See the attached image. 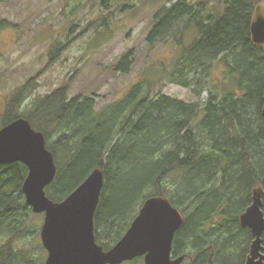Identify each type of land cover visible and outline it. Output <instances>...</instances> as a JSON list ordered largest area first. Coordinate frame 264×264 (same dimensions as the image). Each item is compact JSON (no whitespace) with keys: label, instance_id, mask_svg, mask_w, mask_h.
<instances>
[{"label":"trees","instance_id":"obj_1","mask_svg":"<svg viewBox=\"0 0 264 264\" xmlns=\"http://www.w3.org/2000/svg\"><path fill=\"white\" fill-rule=\"evenodd\" d=\"M218 1L220 13L188 0L164 6L148 38L163 39L172 31L183 36L195 27L198 36L190 45L180 41L183 51L171 81L202 91L205 79L199 75L210 76L221 60L236 75L234 91L221 96L210 89L201 105L163 93L153 97L139 84L100 114L91 96L68 100L67 86L18 115L13 109L21 95L12 99L4 125L26 117L45 133L55 156L58 172L46 188L50 198L63 200L93 169L104 170L95 228L105 249L125 234L147 198L165 196L185 216L173 247L175 257H186L182 264H245L254 236L240 215L252 203L253 190L264 186V46L251 39V21L264 0ZM61 48L56 41L51 57ZM131 55L122 57L118 69L129 70ZM54 132L58 138L51 142ZM27 174L21 162L0 165V234L11 239L32 232L24 215ZM12 244L0 249L1 261L14 253Z\"/></svg>","mask_w":264,"mask_h":264},{"label":"rangeland","instance_id":"obj_2","mask_svg":"<svg viewBox=\"0 0 264 264\" xmlns=\"http://www.w3.org/2000/svg\"><path fill=\"white\" fill-rule=\"evenodd\" d=\"M177 1L0 0V128L5 126L3 122L14 96L21 95L22 101L13 109V114L18 115L62 86L68 87V100L78 95L93 97L95 114L122 102L139 84H143L144 92L150 90L153 97L163 93L201 105L210 89L221 96L234 91L236 75L221 60L216 61L210 76L199 75L205 79L202 91H194L195 85L185 87L171 81V72L176 70L183 51L180 41H184V46L190 45L198 36L196 28L183 31V36L172 31L156 41H149L148 37L156 13ZM188 1L208 12L223 10L218 0L205 5L203 1L207 0ZM56 41L62 48L52 58ZM128 53L132 62L129 70L118 69ZM57 138L58 133L54 132L50 140ZM26 218L32 232L14 239L0 234V249L12 242L14 251L25 258L21 257L19 264H44L48 256L41 238L45 213L31 209ZM121 264L145 262L141 257Z\"/></svg>","mask_w":264,"mask_h":264},{"label":"water","instance_id":"obj_3","mask_svg":"<svg viewBox=\"0 0 264 264\" xmlns=\"http://www.w3.org/2000/svg\"><path fill=\"white\" fill-rule=\"evenodd\" d=\"M251 39L264 46V3L257 5L251 21ZM264 115V109H263ZM22 162L28 167L22 190L35 213H45L41 238L48 251L45 264H121L144 257L145 264H181L173 256L176 233L184 223L181 211L165 196H150L125 234L105 249L96 239L95 214L105 185L104 170L97 167L66 198L51 199L46 188L58 168L46 135L26 117L0 129V165ZM264 187L253 190V201L240 215L254 239L245 264H264Z\"/></svg>","mask_w":264,"mask_h":264},{"label":"flooded vegetation","instance_id":"obj_4","mask_svg":"<svg viewBox=\"0 0 264 264\" xmlns=\"http://www.w3.org/2000/svg\"><path fill=\"white\" fill-rule=\"evenodd\" d=\"M28 205V204H27ZM264 207V206H263ZM25 208H27V211H29L30 212V210L32 209L33 210V208L32 207H29V205L28 206H26ZM29 212H27V213H24V215H26V216H28L29 215ZM262 245H263V249L261 250L262 251V253H264V232H263V234H262ZM43 248H44V246H43ZM10 249H13V246H11V247H9V250ZM45 249V248H44ZM46 250V249H45ZM249 253H250V251H249ZM249 255V254H248ZM21 257H23L24 258V256H21L20 254H19V252H15L14 251V253H12V254H7L6 256H5V258H4V260L3 261H1L0 260V262H1V264H19V261H20V258ZM247 258H248V256H247ZM247 258H246V260H247ZM25 259V258H24ZM25 263H26V261H25ZM245 263H246V261H245ZM45 264V263H44Z\"/></svg>","mask_w":264,"mask_h":264},{"label":"bare ground","instance_id":"obj_5","mask_svg":"<svg viewBox=\"0 0 264 264\" xmlns=\"http://www.w3.org/2000/svg\"><path fill=\"white\" fill-rule=\"evenodd\" d=\"M199 61V60H198ZM202 86V85H201ZM227 105V104H226ZM101 121V120H100ZM116 168V167H115ZM209 192V191H208ZM198 203V202H197Z\"/></svg>","mask_w":264,"mask_h":264}]
</instances>
